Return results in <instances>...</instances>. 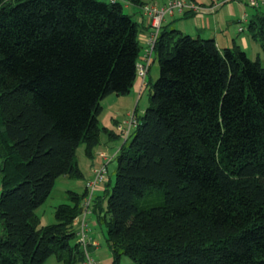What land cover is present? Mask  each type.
<instances>
[{
    "label": "trees",
    "instance_id": "obj_1",
    "mask_svg": "<svg viewBox=\"0 0 264 264\" xmlns=\"http://www.w3.org/2000/svg\"><path fill=\"white\" fill-rule=\"evenodd\" d=\"M138 32L118 0H0V264H81L86 190L68 191L54 223L39 226L35 210L57 177H82L76 149L92 156L100 100L130 91ZM153 53L148 106L133 111L105 206L92 203L111 264H264V66L177 29L161 28Z\"/></svg>",
    "mask_w": 264,
    "mask_h": 264
},
{
    "label": "crops",
    "instance_id": "obj_2",
    "mask_svg": "<svg viewBox=\"0 0 264 264\" xmlns=\"http://www.w3.org/2000/svg\"><path fill=\"white\" fill-rule=\"evenodd\" d=\"M118 1L120 2V0ZM142 1L145 3L146 2H156L160 4V3H163L165 0H142ZM194 1L204 6L205 7L204 11L202 12L192 11V12H182V13L180 12V13H174L173 15H170V16H166L161 28L168 29V30L177 29L181 33L188 34L193 37L196 36V37H201V38H213L217 46L220 49H223L225 47H230L233 44H237L246 52L248 56L250 53L249 50H251L252 52H256V54H258L257 55L258 57L260 56L258 52V49L260 47L258 44L257 46H255L252 43L253 41L257 43V41L252 39L248 26L246 27V24L248 23V20L250 19V17H252L255 14V10H253L250 7L247 8L248 6L242 5L237 1H228V2H222L221 0H194ZM123 2L125 3L122 4V7L124 6L126 8H129L131 12L128 14H131V15L134 14V16H132L133 19L138 21L139 23L138 39L141 44V51L138 57V61H140L143 59L142 55H143L144 49L146 48V39L149 36L150 28L147 25L145 17L141 14V5L132 3L129 0H123ZM263 9L264 8H261L260 11L264 13ZM244 14L246 15L244 16ZM240 26H242V30L238 29ZM244 30L248 31V33L245 32ZM156 59H157L156 55L152 53L151 58H150V64L147 68L146 73L142 77L137 75L128 93H131L132 91V93L136 92L139 94L144 90L145 86L147 85L146 76H148L150 79V72L153 66H155ZM102 110H103V106H102ZM118 112L119 111L113 110V108L110 109L109 107H108V110L104 112L103 116L101 115V112H100L99 123L103 129L100 131L99 142L96 146H94L91 157H88L86 155L85 146L84 144H81L83 146V154L85 155V157L88 158L89 161H91L90 164L87 163L86 165L82 166L80 164L79 159L76 156L78 167L80 171L82 172V176H83V171L85 170L86 166H88L90 173H92V169L97 167V164L99 165L100 163L105 162L106 158L109 156L114 155V158H115V156L117 155L120 149V146L122 145V142L119 144V146L116 147V150L114 149L113 152L108 150V147L105 148V146H107V142L110 141L109 132H112V135L114 134V136H116L114 126H116V123L119 120L116 117V115L119 114ZM108 124L109 125L111 124L113 126V129L111 127H107ZM81 145H79L78 147H80ZM95 161H97L98 163L94 164L93 162ZM62 176L66 178H70L65 175H62ZM107 180L109 181V178ZM107 188L108 187L105 183L99 185L94 192L95 199L97 197L102 199V196L105 194ZM84 190L85 188L83 189V191ZM102 203L104 205L105 200L102 199ZM91 213L94 214L93 212ZM88 218H87L88 226L91 229V232L89 230V236L93 242L92 244H89L88 248L91 252L93 251L96 252V250L99 249L100 244L92 230V228L94 227L92 223H97V222L95 221L96 219L92 220V217H88ZM77 225H78L77 222L73 221V226L75 230L78 227ZM111 259H112L111 253L109 251V254L106 255L104 259H100L101 260L100 262L101 264H111Z\"/></svg>",
    "mask_w": 264,
    "mask_h": 264
},
{
    "label": "rangeland",
    "instance_id": "obj_3",
    "mask_svg": "<svg viewBox=\"0 0 264 264\" xmlns=\"http://www.w3.org/2000/svg\"><path fill=\"white\" fill-rule=\"evenodd\" d=\"M108 1V0H104ZM121 4H124L123 0H120ZM249 8V7H247ZM251 8V7H250ZM264 8V7H261ZM260 8V9H261ZM254 10V8H252ZM264 10V9H263ZM123 11L124 13H130V9L126 8L123 6ZM134 16V14H132ZM244 23V22H243ZM245 25V24H244ZM247 27V24H246ZM247 30V29H246ZM244 30L245 32L248 33V31ZM196 37V36H194ZM255 46L257 44L259 45V57H260V62L264 66V51L262 50L261 45L257 42L255 43L254 41L252 42ZM249 57L250 58H256L258 57L256 52H252L249 50ZM152 67V66H151ZM159 74V64L158 60H155V66L151 69L150 72V79L148 76L147 78V85L145 86L144 90L141 93H126L123 95H117L115 93H109L106 94L101 100L100 104L103 106V110H101V115L103 116L104 112L108 110V107L110 109L113 108V110L119 111V114H115L116 117L119 119L117 123L122 122L126 118H128L129 114L133 112L134 110L137 111L138 115L143 114L145 108L148 106L149 103V93L151 91V83H153ZM108 106V107H107ZM108 113V112H107ZM117 123L116 126H114L116 136L111 137L110 136V141L107 142L108 150L114 151L116 150V147L119 146L121 142H123L124 138L123 136H120L119 131L117 129ZM102 125V123H101ZM107 125V124H106ZM107 127H111L113 129V126L108 124ZM108 138V137H107ZM106 138V140H107ZM131 137L128 138L126 143L128 144L130 142ZM76 156L80 161V164L86 165L87 163L90 164L91 161L88 160L87 157L83 154V146L81 145L80 147L77 148L76 150ZM94 164H97L98 162L95 161L93 162ZM100 165V164H99ZM98 166V164H97ZM116 167L117 163L115 158L112 159L111 161L108 162L107 164V177L109 178V181L106 180L105 184L107 185L108 188H111V186L114 184L115 181V173H116ZM92 173H90V170L88 169V166H86L85 170L83 171V176L82 177H70L66 178L63 176L58 177L55 180L54 186L49 194V196L46 198V200L39 205L36 208V212L38 214L39 218V226L45 225V224H50L56 222V218L54 215V209L55 206L58 205L59 203H66L69 202V194L68 191L73 190L75 192L81 193L83 189L85 188V181L91 177ZM105 206V204L103 205ZM94 213V212H93ZM91 215V216H90ZM88 217H92L93 219H96L95 213H89L87 215ZM89 219V218H88ZM97 223H92L94 226L92 228L95 237L99 241V249L96 250V252H91L97 259H104L106 255L109 254V249L107 247L106 241H105V224L104 223H98L97 219L95 220ZM92 222V221H91ZM78 226V225H77ZM90 228V227H89ZM91 232V229H90ZM101 261V260H100ZM44 264H59L57 259L55 258L54 255H50L44 262ZM120 264H135L133 261H131L127 256H122L120 260Z\"/></svg>",
    "mask_w": 264,
    "mask_h": 264
},
{
    "label": "built area",
    "instance_id": "obj_4",
    "mask_svg": "<svg viewBox=\"0 0 264 264\" xmlns=\"http://www.w3.org/2000/svg\"><path fill=\"white\" fill-rule=\"evenodd\" d=\"M115 1V0H109ZM222 2L237 1L242 5L260 9L264 7V0H221ZM204 6L196 3L194 0H165L163 3L146 2L141 5V14L145 17L147 25L150 28L149 36L146 39V48L143 51V59L137 63V75L143 76L150 64V58L153 53V47L156 39L159 35L163 21L166 16L173 15L174 13L182 12H202ZM246 14H244L245 16ZM242 30V26L238 28ZM137 124V119L133 112H131L125 120L117 124V129L120 136H123L124 140L128 139ZM114 159L113 156L106 158L105 162L100 163L97 167L92 169V175L85 181L86 193L82 201L81 212L75 217L74 221L77 222L78 227L76 229L77 242L81 245L84 251V257L81 264H101L89 250V244H92V240L89 236V226L87 215L92 212V203L95 197L96 188L104 184L107 177V164Z\"/></svg>",
    "mask_w": 264,
    "mask_h": 264
}]
</instances>
